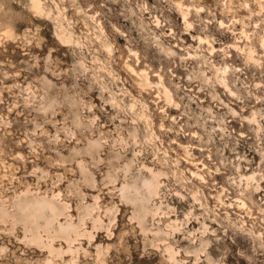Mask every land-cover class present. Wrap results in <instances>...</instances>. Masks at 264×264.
Here are the masks:
<instances>
[{"label":"clouds","instance_id":"1","mask_svg":"<svg viewBox=\"0 0 264 264\" xmlns=\"http://www.w3.org/2000/svg\"><path fill=\"white\" fill-rule=\"evenodd\" d=\"M214 5L0 0V264H133L154 252L157 264H264V0ZM58 25L74 35L67 50ZM237 25L255 57L241 64L229 63ZM213 28L232 34L215 61ZM189 30L199 47L182 41ZM125 54L164 79L170 92L152 87L175 116L133 95ZM97 233L101 245L84 247Z\"/></svg>","mask_w":264,"mask_h":264},{"label":"rangeland","instance_id":"2","mask_svg":"<svg viewBox=\"0 0 264 264\" xmlns=\"http://www.w3.org/2000/svg\"><path fill=\"white\" fill-rule=\"evenodd\" d=\"M154 0H149V3H153ZM208 3H213V6L214 5V0H207ZM264 10V9H262ZM223 12V6H221V8L217 9V19L218 20H221V22L223 23L224 22V17L223 15H221V13ZM37 13L39 15H43V9H42V12H38ZM205 13H201V16H204ZM229 15H231V12H229ZM174 18H178V20L180 22H183L184 20L182 19V15H181V12L179 10L176 11V13L174 14ZM187 19L189 21H191L192 19V16L191 14L187 17ZM48 23L50 24H58V21L54 22V21H51V20H48L47 21ZM59 28H60V31L61 33L66 37L67 39V42L65 45L64 43L61 45V47L64 49V50H67V48L69 46H71L74 42V35L71 31H66L64 26L63 25H58ZM101 27H103L101 25ZM237 28L240 30L241 32V35H242V39L241 40H237L236 42V46L241 48V49H245V50H248V48L245 47V45L251 40V37L247 35V33L244 31L243 28H241L240 25H237ZM213 32L216 36V40H217V43H214L212 44L213 47H214V51L213 53H209V55H211L213 57V60H217L218 59V54L216 52V49H219L222 47L223 44H230L232 43V39H231V33H229L227 36H221L220 33L218 32H215V29L213 28ZM242 32L244 34H242ZM197 35V31L196 30H189L187 33H185V35H183L182 37V41L183 42H186L190 47H199V43L197 40L193 39V37H195ZM122 42V40H121ZM207 46V45H206ZM14 46L11 44V42H9V45H8V48H9V51H11V49L13 48ZM17 52H19V50H17ZM124 52L127 53V50L124 49ZM189 54H192V53H189ZM119 55V53L117 54ZM240 58L239 60L237 58ZM245 54L243 52H241L240 50H236L234 48H231L230 49V55H229V63L231 61H236L237 64H241L245 58ZM254 57V56H253ZM122 61L125 63V62H129L133 65V62L132 60L135 61L136 64H134V66H136L135 68L137 69H145L144 67V61L137 57V61L133 56L131 58H129V56L127 54H125L124 56L121 57ZM255 59V57H254ZM126 60V61H125ZM128 60V61H127ZM137 61V62H136ZM101 67H103V65H101ZM147 71V70H146ZM149 73V77H151V81H157V77L152 75L151 72H148ZM123 75V73L121 74ZM118 83H121L120 81H117ZM165 83V81H164ZM167 86V85H166ZM124 87H127L126 84H123L121 83V88H124ZM170 91V90H169ZM220 91H223V89H220ZM137 93H141L144 97H149L150 94H151V99H152V103L149 105V109H155L157 107H161V111L163 112L164 109H166L171 115L175 116L177 114V109H174V108H171L169 106L166 105V103L164 102L163 99H158L155 95V91L152 89V90H149L148 92H144V91H141L140 89H136L135 92H133V95H136ZM201 95V99H203V93L200 94ZM15 116V113H13L9 118H13ZM147 123V121H145ZM233 126L236 127V128H239V125L233 121ZM14 128H15V125H14ZM171 147L175 148L176 145H172ZM174 154V153H173ZM186 163V166L190 169H192L193 171H195V168L196 166L195 165H192L191 163ZM217 179H221L219 176L217 177ZM262 189L261 190H264V183H261L260 184ZM207 195V193H205ZM257 195H264V191H260L257 193ZM130 200V199H129ZM89 203H96L97 205H99L100 203H102V201L100 200H95V201H90ZM126 205L122 204L121 205V210H120V213L119 215L117 216V223H119L122 219H124V209H125ZM243 209H240V208H236L234 209V211H242ZM229 212H232L233 211V208H229L228 209ZM72 215H76V213H72ZM182 218V217H181ZM173 220L176 219V217H172ZM248 219V218H246ZM129 222H131L129 220ZM60 223L61 225H64L65 221L63 218H61L60 220ZM75 227H76V221H72L71 224H69L67 226V231H74L75 230ZM189 227H198V225H195V223L193 222V224H190ZM103 233H97L96 236L94 237V239L90 242L88 240H84L83 241V245L84 247H89V244H93V245H101V237H103ZM75 246V242H73L72 245H70L68 242L66 241H56V240H53L51 242V248L56 250V251H62V250H70L72 247ZM92 250H95V249H92ZM47 255V253H45ZM71 251H69V254L68 255H65L64 256V259H69L70 255H71ZM163 258L162 256L159 254V253H155L151 256V257H145L143 261H140L139 257H137L135 254L133 255V264H157V262L161 261Z\"/></svg>","mask_w":264,"mask_h":264},{"label":"bare ground","instance_id":"3","mask_svg":"<svg viewBox=\"0 0 264 264\" xmlns=\"http://www.w3.org/2000/svg\"><path fill=\"white\" fill-rule=\"evenodd\" d=\"M37 11L38 12H42V9L39 7V6H37ZM182 19L183 20H185V19H187V17H185V16H183L182 15ZM62 34V33H61ZM242 34H244L243 32H242ZM62 36H63V40H64V45L66 44V43H68L67 42V39H66V37L62 34ZM207 46H210L212 49H213V51H214V47H213V45L212 44H209V45H207ZM234 49H236V50H240L241 52H243L244 54H245V56L247 57V58H249V59H254V57H253V55H252V50H250V49H248V50H245V49H241V48H239V47H237V46H235V47H233ZM213 51L211 52V53H213ZM210 53V54H211ZM189 55H192V54H189ZM136 60H137V57L136 56H133ZM126 61V60H125ZM128 61V60H127ZM138 61V60H137ZM136 61V62H137ZM132 62H133V60H132ZM139 62V61H138ZM126 63V65L128 66V69L131 71V73L134 75V77L137 79V81H138V84H137V88L138 89H140L141 91H144V92H148L149 90H154L155 91V95H156V97L158 98V99H161V92L160 91H158V90H156L155 88H153L152 87V85H155V84H157L158 82L160 83V84H164V90H165V92H170L169 91V89H167V86H166V84L164 83V79L163 78H161V77H159V76H156L157 77V81L155 82H153V81H151V77H149V73H147V71H146V69H136L135 67L136 66H134V65H132L131 63H129V62H125ZM136 64V63H135ZM137 70H139V72H140V74L142 75V76H144V80H140V78H139V76H135V73L137 72ZM149 72V71H148ZM164 102H165V100H164ZM192 164V163H191ZM192 165H195V164H192ZM196 166V165H195ZM246 180V177L245 176H241V182H243V181H245ZM258 188L259 189H262V187H261V185L259 184L258 185ZM128 199H130L131 200V196H130V194H129V196H128ZM240 209H243V208H240Z\"/></svg>","mask_w":264,"mask_h":264}]
</instances>
